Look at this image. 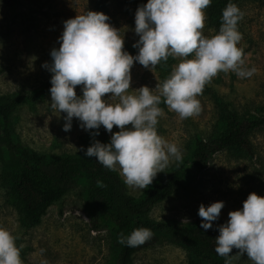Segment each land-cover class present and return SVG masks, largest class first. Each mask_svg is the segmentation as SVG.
Wrapping results in <instances>:
<instances>
[{"label":"rangeland","instance_id":"1","mask_svg":"<svg viewBox=\"0 0 264 264\" xmlns=\"http://www.w3.org/2000/svg\"><path fill=\"white\" fill-rule=\"evenodd\" d=\"M146 3L147 0H17L11 6L0 1V92L23 91L46 81L52 73L42 65L51 62V50L59 47L63 21L88 10L108 15V22L124 34V50L135 55L138 49L133 44L139 38L134 32L135 12L138 6ZM240 9L244 15L238 26L242 34L238 47L243 52L244 66L255 67L256 72L241 78L233 71H221L207 85L233 102L240 112H264V3L242 0ZM203 33L206 36L213 34L206 19ZM178 62L179 58H175L172 69ZM131 76L132 89L143 85L155 88L158 82H163L157 66L151 70L135 61ZM76 92L82 95L81 86H77ZM110 96V93L105 94V99ZM197 98L200 112L184 119L170 111L163 99L160 104L163 115L158 118V134L176 143L182 158L188 155L194 137L210 133L216 122V106L204 88ZM65 115L51 107L49 94L35 105L24 104L16 111L17 133L24 143L39 152L82 151L85 148L83 135L92 130L81 128L80 121L74 117L71 129L65 131ZM116 131L119 128L114 126L112 132ZM251 137L255 148L252 158L230 151L217 152L206 168L193 173L181 189L157 203L150 217L198 221L201 224L202 218L198 215L200 204L207 206L224 201L219 218L209 228L218 236L217 226L228 220L230 211L242 208L250 193L264 196V129ZM177 163L179 161L171 160L153 181ZM128 188L137 196L146 189ZM0 226L11 230L16 237L23 264H41L42 261L46 264L115 263L109 233L107 229L92 227L80 188L52 204L42 222L29 227L21 222L16 207L7 201L0 181ZM233 261L235 264H253L246 253ZM133 264H188L187 253L182 247L161 241L139 251Z\"/></svg>","mask_w":264,"mask_h":264},{"label":"clouds","instance_id":"2","mask_svg":"<svg viewBox=\"0 0 264 264\" xmlns=\"http://www.w3.org/2000/svg\"><path fill=\"white\" fill-rule=\"evenodd\" d=\"M212 0H147L135 12L133 47L135 55L124 50V34L110 24L109 16L88 10L63 21L59 47L51 52V62L42 67L51 73V107L66 113L65 131L78 118L80 127L99 135L103 126L111 132L110 141L94 140L85 156L112 171H118L130 188H147L158 172L171 160L180 161L178 145L158 134V118L163 115L161 101L181 119L200 112L199 94L218 72L233 71L238 77H250L255 67H245L238 24L243 11L229 0L222 9L218 32L203 33L205 9ZM169 56L179 58L171 73L155 88L130 87L134 61L145 68L156 67ZM81 86L82 95L76 88ZM132 89V91H129ZM111 94L105 99V94ZM114 126L119 131L112 132ZM102 186V181H97ZM224 201L200 204L201 227H213ZM218 225L215 251L224 264L247 254L253 264H264V196L250 193L243 207L228 213ZM150 228H134L127 236H118L120 244L136 247L152 237ZM233 248L239 251L233 255ZM0 264H23L20 247L11 230L0 226ZM41 264H46L42 261Z\"/></svg>","mask_w":264,"mask_h":264},{"label":"trees","instance_id":"3","mask_svg":"<svg viewBox=\"0 0 264 264\" xmlns=\"http://www.w3.org/2000/svg\"><path fill=\"white\" fill-rule=\"evenodd\" d=\"M15 5L17 0H0ZM242 0H232L240 8ZM264 3V0H259ZM229 0H212L206 10V23L218 32L222 9ZM240 24V21H239ZM238 24V26H239ZM175 58L169 56L157 68L162 80L172 70ZM51 76L41 85L13 93L0 92V181L6 199L18 210L21 222L36 226L42 222L48 208L62 200L76 188L81 189L92 227L107 229L114 248V264H133L135 255L148 247L167 241L182 247L188 264H224L225 258L215 251L217 235L203 229L198 221L176 218L157 220L150 217L152 208L181 189L195 172L206 168L214 154L230 151L252 158L255 148L252 134L264 129V112H240L233 102L213 87L204 86L216 106V122L207 135H196L188 155L163 172L137 196L130 193L118 171L100 164L95 157L85 156L94 140L110 141L111 134L103 126L99 135H83L85 148L79 152H39L24 143L15 125V113L24 104L35 105L50 94ZM102 181V186L97 181ZM150 228L153 235L145 243L129 247L118 242V236H127L134 228ZM239 250L233 248L235 255ZM233 264L234 261H233Z\"/></svg>","mask_w":264,"mask_h":264}]
</instances>
